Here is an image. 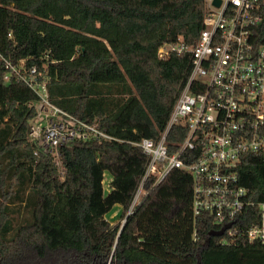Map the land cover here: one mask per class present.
<instances>
[{"label": "trees", "instance_id": "trees-1", "mask_svg": "<svg viewBox=\"0 0 264 264\" xmlns=\"http://www.w3.org/2000/svg\"><path fill=\"white\" fill-rule=\"evenodd\" d=\"M204 11V0H0V264H264V243L221 244L212 215H193L182 168L146 179L126 215L148 163L133 143L158 139L191 69L190 52L162 59L157 50L192 47ZM5 61L34 66L51 102L114 139L62 145L61 177L28 135L38 97L4 79ZM183 137L171 128L170 151ZM237 170L248 197L263 200L264 156L247 154ZM116 204L122 222L112 223ZM20 208L27 214L14 224Z\"/></svg>", "mask_w": 264, "mask_h": 264}, {"label": "built area", "instance_id": "built-area-1", "mask_svg": "<svg viewBox=\"0 0 264 264\" xmlns=\"http://www.w3.org/2000/svg\"><path fill=\"white\" fill-rule=\"evenodd\" d=\"M219 1L204 0L203 26L192 47L165 42L157 50L162 59L170 52H190L191 69L158 139L133 143L148 163L126 215L146 194V179L155 175V185L170 169L182 168L193 180V215H212L223 231L221 244L264 243V199L248 197L237 170L247 154L264 156V1ZM5 67L11 70L5 80L21 79L36 93L28 135L50 153L61 177L62 145L114 139L96 122L80 120L51 102L46 78L34 66L14 71L5 61ZM173 126L181 127L184 137L170 151L166 137Z\"/></svg>", "mask_w": 264, "mask_h": 264}, {"label": "rangeland", "instance_id": "rangeland-1", "mask_svg": "<svg viewBox=\"0 0 264 264\" xmlns=\"http://www.w3.org/2000/svg\"><path fill=\"white\" fill-rule=\"evenodd\" d=\"M22 62H20L21 64ZM110 174L108 171L104 172V180H103V186L104 191H108V181L110 180ZM115 212V213H114ZM26 209L20 208L19 212H15L12 217V222L14 224H17L18 221H20L24 216H26ZM120 214H121V207L116 204L112 207V209L106 214V218L111 221L112 223L118 222L120 220ZM21 215V216H20ZM122 222V220H120Z\"/></svg>", "mask_w": 264, "mask_h": 264}, {"label": "water", "instance_id": "water-1", "mask_svg": "<svg viewBox=\"0 0 264 264\" xmlns=\"http://www.w3.org/2000/svg\"><path fill=\"white\" fill-rule=\"evenodd\" d=\"M213 3H214L215 5H219L220 1H219V0H213Z\"/></svg>", "mask_w": 264, "mask_h": 264}, {"label": "bare ground", "instance_id": "bare-ground-1", "mask_svg": "<svg viewBox=\"0 0 264 264\" xmlns=\"http://www.w3.org/2000/svg\"><path fill=\"white\" fill-rule=\"evenodd\" d=\"M115 213V212H114Z\"/></svg>", "mask_w": 264, "mask_h": 264}]
</instances>
